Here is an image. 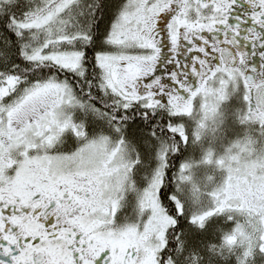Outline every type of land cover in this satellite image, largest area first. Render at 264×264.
<instances>
[{
  "label": "snow or ice",
  "instance_id": "obj_1",
  "mask_svg": "<svg viewBox=\"0 0 264 264\" xmlns=\"http://www.w3.org/2000/svg\"><path fill=\"white\" fill-rule=\"evenodd\" d=\"M223 73L264 114V0H0V264H264V210L183 191Z\"/></svg>",
  "mask_w": 264,
  "mask_h": 264
},
{
  "label": "flooded vegetation",
  "instance_id": "obj_2",
  "mask_svg": "<svg viewBox=\"0 0 264 264\" xmlns=\"http://www.w3.org/2000/svg\"><path fill=\"white\" fill-rule=\"evenodd\" d=\"M256 63L259 64L258 59ZM238 75H217V80L222 76L225 81L229 97L214 113V116H218L221 128L219 138L223 143L219 159L230 163L234 168L233 174H224L225 181L236 183V187L231 189L227 196V199L232 201L231 206L256 212L264 210V129L256 123L264 120V114L246 116L247 108L241 100ZM187 127L191 132L195 128V121H188ZM203 142L204 140H198V144ZM196 143L190 144L186 149L185 159L190 163L194 161ZM125 214L128 215L127 210Z\"/></svg>",
  "mask_w": 264,
  "mask_h": 264
},
{
  "label": "rangeland",
  "instance_id": "obj_3",
  "mask_svg": "<svg viewBox=\"0 0 264 264\" xmlns=\"http://www.w3.org/2000/svg\"><path fill=\"white\" fill-rule=\"evenodd\" d=\"M211 103V101H210ZM218 108L216 109V111ZM211 109L204 115H197L195 118V126L203 125L199 131V140H204L203 143H196L194 152V161L192 163L191 171L194 174L196 182L200 185L203 190V194L199 197L197 202L201 205H209L212 203L210 199L213 192H223L227 198L229 191L236 187V183L225 181V173H234L233 167L226 161H221L219 155L223 147L222 140L219 138L221 131L220 123L218 124V116L215 115ZM211 154L208 162H205V156ZM221 161V163L219 162ZM185 195H187V188H185ZM189 197V196H188ZM191 199V197H189ZM128 215H131L130 210ZM264 217H261V224H263ZM242 223L245 221L242 219Z\"/></svg>",
  "mask_w": 264,
  "mask_h": 264
},
{
  "label": "clouds",
  "instance_id": "obj_4",
  "mask_svg": "<svg viewBox=\"0 0 264 264\" xmlns=\"http://www.w3.org/2000/svg\"><path fill=\"white\" fill-rule=\"evenodd\" d=\"M187 188V195L193 199H198L202 196L203 190L200 185L196 182L195 177L191 169L187 172V179L183 184V191L185 193Z\"/></svg>",
  "mask_w": 264,
  "mask_h": 264
},
{
  "label": "trees",
  "instance_id": "obj_5",
  "mask_svg": "<svg viewBox=\"0 0 264 264\" xmlns=\"http://www.w3.org/2000/svg\"><path fill=\"white\" fill-rule=\"evenodd\" d=\"M195 154H196V152H195ZM186 156H187V152H186ZM195 160V159H194ZM183 162V161H182ZM196 161H193V163H195ZM192 164V163H191ZM128 212V211H127Z\"/></svg>",
  "mask_w": 264,
  "mask_h": 264
}]
</instances>
